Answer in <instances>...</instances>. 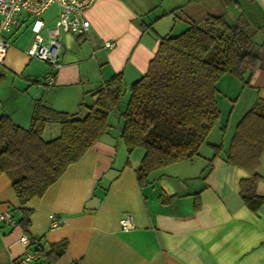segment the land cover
Masks as SVG:
<instances>
[{
    "label": "crops",
    "instance_id": "obj_1",
    "mask_svg": "<svg viewBox=\"0 0 264 264\" xmlns=\"http://www.w3.org/2000/svg\"><path fill=\"white\" fill-rule=\"evenodd\" d=\"M247 3L252 16L264 20V0ZM213 9L204 0H95L86 10L87 31L62 34L56 70L27 56L33 36L27 22L3 34L9 46L0 62V114H8L15 124L29 126L37 99L84 115L91 92L119 72L124 101L110 113L106 132L41 196L21 205L10 178L0 173V212L10 211L16 222L0 220V264H10L28 248L19 240L22 234L37 240L31 246L35 251L41 247L47 252L51 244L65 241L52 264H264V201L255 211L244 204L239 180L249 173L226 162L238 120L256 97L264 99V62L245 87L231 75L221 77L230 105L227 115L219 112L197 155L151 171L143 184L135 169L144 149L128 152L119 135L129 86L145 73L161 38L179 33L188 21ZM57 12L58 6L51 4L41 17L51 25ZM108 41L113 47L105 46ZM49 72L51 85L37 82ZM58 132L53 123L43 135ZM216 144L221 148L215 154ZM257 165L255 191L264 197V150ZM22 207L30 209L26 231L18 223ZM126 215L133 222L129 229L119 223Z\"/></svg>",
    "mask_w": 264,
    "mask_h": 264
},
{
    "label": "trees",
    "instance_id": "obj_2",
    "mask_svg": "<svg viewBox=\"0 0 264 264\" xmlns=\"http://www.w3.org/2000/svg\"><path fill=\"white\" fill-rule=\"evenodd\" d=\"M220 1L224 12L190 20L179 33L162 37L145 73L129 86L119 135L128 152L135 147L144 149L135 169L139 184L147 181L151 171L197 155L219 120L221 77L231 75L245 87L264 62V20L252 24L251 19L258 20L252 12H240L228 20L226 6L232 2L239 7L241 2ZM258 34L261 36L256 39ZM122 76L121 72L113 74L91 92L93 100L82 102L84 115L54 109L41 99L33 104L28 127L0 114V173L10 178L21 205L41 196L106 132L109 115L123 94ZM53 123L59 132L44 138L46 125ZM235 126L226 162L249 173L239 180L238 192L244 204L255 211L264 201L255 191L260 179L257 164L264 150V99L256 97ZM212 147L216 154L221 144ZM20 210L18 223L26 231L30 209ZM65 245L61 241L51 244L47 252L41 247L37 251L51 263Z\"/></svg>",
    "mask_w": 264,
    "mask_h": 264
},
{
    "label": "built area",
    "instance_id": "obj_3",
    "mask_svg": "<svg viewBox=\"0 0 264 264\" xmlns=\"http://www.w3.org/2000/svg\"><path fill=\"white\" fill-rule=\"evenodd\" d=\"M95 0H0V62L3 61L9 41L3 34L11 32L15 27L27 22L32 32V40L25 52L28 57L35 58L47 63L53 70L61 66L60 47L62 34L69 33L78 35L85 33L89 27V19L86 10ZM51 4L58 6V12L51 25H47L41 14ZM105 46L113 47L112 42H105ZM53 72H49L37 79L40 84L51 85ZM0 220L15 225L11 212H0ZM123 229L133 226L129 215L119 220ZM19 240L28 248L19 256L15 257L10 264H51L41 257L32 245H38L36 239H30L22 234Z\"/></svg>",
    "mask_w": 264,
    "mask_h": 264
},
{
    "label": "rangeland",
    "instance_id": "obj_4",
    "mask_svg": "<svg viewBox=\"0 0 264 264\" xmlns=\"http://www.w3.org/2000/svg\"><path fill=\"white\" fill-rule=\"evenodd\" d=\"M240 2H241L240 3L241 5L239 7H236L235 4L232 3V2H230L226 6V10H227L228 17H229L228 20H232L233 19L232 15H235L236 16L240 12H243L244 14H246L247 12H249V13L251 12V11H248L250 9H249L248 3H246L245 0H240ZM204 3H206L208 5V7L214 8L213 9L214 12L212 14H220V13L224 12V10H225L224 7H223V5L219 2V0H204ZM202 4L203 3H201V5L198 7L199 8V11H201ZM258 21L259 20H253V19H251L252 24L258 23ZM260 36L261 35L258 34V36H256V39H259ZM220 90L222 92L219 94V98L217 99V100H219V105H220V110H221L220 113L227 115V111H229L230 105L228 104L227 99L224 96V92L221 89V86H220ZM123 101H124L123 96H121L120 102L117 103L118 104V107H121L122 106V102ZM240 106H241V103H238V105L235 107V110L232 112L233 113L232 118L237 116V113L240 111ZM233 119H235V118H233ZM43 137L44 138H47L46 134H44Z\"/></svg>",
    "mask_w": 264,
    "mask_h": 264
}]
</instances>
